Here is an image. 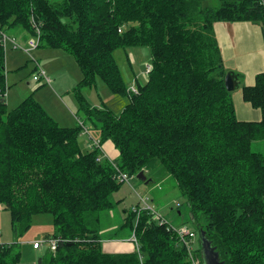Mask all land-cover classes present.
I'll return each mask as SVG.
<instances>
[{"label":"trees","instance_id":"1","mask_svg":"<svg viewBox=\"0 0 264 264\" xmlns=\"http://www.w3.org/2000/svg\"><path fill=\"white\" fill-rule=\"evenodd\" d=\"M207 1L0 0V28L34 36V18L40 47L67 52L81 68L75 90L82 106V89L97 81L130 96L120 116L87 106L102 124L100 142L119 152L114 165L135 178L161 167L187 197L193 221L204 220L199 228L225 264H264V155L252 150L264 140V73L242 88L262 119L240 121L215 33L216 24L237 22L259 24L264 33V0H219L218 8ZM131 47L152 55L135 95L115 59ZM4 51L0 42V206L9 211L15 241L0 244V264L21 263L20 239L42 216L59 239L45 264H188L174 227L147 212L129 217L135 252L103 251L101 218L122 185L115 168L97 161L99 149L82 146L80 125H59L34 93L8 109ZM196 256L205 264L202 249Z\"/></svg>","mask_w":264,"mask_h":264},{"label":"rangeland","instance_id":"2","mask_svg":"<svg viewBox=\"0 0 264 264\" xmlns=\"http://www.w3.org/2000/svg\"><path fill=\"white\" fill-rule=\"evenodd\" d=\"M206 4L212 8H218L221 5L219 0H208ZM7 33L8 35H11V37L15 36L20 45H24L25 37L28 39L33 38V36H31L22 28H13L8 30ZM8 47L11 46L9 45ZM17 52L21 57H23L24 65L22 66V71L20 73L16 70H9L7 66L8 76L10 75L9 78L13 76H22L13 82L9 80V83L12 85L10 91L6 84V89L8 88L7 90L5 89L6 100L9 110L14 109L17 106L16 104L20 101L11 100L9 93L12 95L15 93L19 97H26L28 94L30 95L29 92H33L38 86L45 84L44 82H34L32 79L33 76L37 75V72L39 71L36 68L35 70H32L34 65L36 66L37 64L40 66L41 70L46 71L47 76L51 80L50 85L54 88L58 95L56 94L57 99L55 97V99H51L48 95H46L47 91L44 90L46 88H50V86L48 87V84H45L44 87L35 92L36 94L34 99L38 101V103L41 102L42 106L45 107L44 110L46 113L63 127H72L70 126L72 121L76 124V127H79V124L76 121L77 119H75L79 118L82 123L85 122L84 127L89 130V133L93 136V138L100 140V130L102 124L95 117L88 114L87 106L89 109L92 108L101 111L109 109L113 112V114H116V116H120L127 103L129 104L130 102V96L115 95L109 91L103 82L97 81L94 86H88L82 89V95L87 102V106H82L79 102L77 96L78 93H76L75 89H77L78 84L83 79V72L72 55L61 49L54 50L45 47H40L34 50L32 52L33 59L21 51ZM115 59L121 68L123 78L127 85H129V88H131L132 84H135L134 87H136L135 89H137V92L133 93L131 91L132 94H137L139 92V84H145L148 79V66H151L152 64V55L150 49L147 47H131L121 49L115 53ZM127 60L131 61V66L128 64ZM224 67H226V70L228 71L227 66ZM50 71L55 72V75H51ZM20 79H22V83L19 82ZM24 83H29L27 90L24 88ZM57 84H59L58 87ZM241 85H243V82H240L239 87L231 92L232 96H236L237 92H240ZM59 87L65 90L62 91ZM129 88L128 91L130 92ZM88 138L89 137L84 134L82 129L79 139L82 143V146H84L86 150L91 151L88 147L91 141ZM87 143L88 146L86 148ZM104 144H102L103 149ZM252 150L264 155V140L253 142ZM107 155L109 156L110 160L107 158L104 159L109 160L115 168V159H112L109 154ZM115 172L117 176V169H115ZM145 174L146 177H151V179H153L148 185L139 180L137 177L135 178L128 175L130 178V184L122 183L121 187H119V191L112 197V200L115 203L113 208L110 211L104 212L102 215V230L108 224L106 221L107 219L105 218L106 216H109V220L111 219L109 224L112 222L113 224H116L115 226L118 227V229L120 228V230H117L116 228L115 233H113L117 235L118 231H120V235L117 236L116 239H126L131 241L132 236H134V234L136 235V229L132 230L131 226H128L130 215L133 213L137 216L136 218L139 219L142 213L147 212L153 217L152 213L141 210L143 207L141 199H144L147 204L151 207H154L155 211L157 212V214L154 215V218L157 221L158 216L160 215L163 218L170 220L174 227L188 226L193 229L198 234L195 246H197L200 251L202 249V244L200 242L201 229L199 227L201 226V223H204V220L200 219L198 222L193 221L192 214L189 210L188 199L181 192L179 187L176 186V180L161 167H159L158 170L155 169L154 172L147 170ZM137 208L140 210L135 212ZM0 210L5 212L0 214V216L4 215L6 218V222L3 224V227L6 231L3 230L4 233L2 232V238L4 240V237L6 238V236L9 234L12 236L14 235L11 230L9 211H7L3 206H0ZM126 211L127 214L124 215L125 217L121 221L119 215L124 214ZM33 220L34 222L31 229L20 239V248L23 253L20 264H39L38 261L40 256H38L37 252L32 250V246H29L25 240L39 239V241H41L43 239L42 237H44L46 234H51L55 231V227L52 223H50L51 219H49V217H36ZM11 238L12 237L10 236V239ZM13 238L15 241V237ZM132 244H134L136 250L137 244L134 242ZM42 248L43 254H41V258L46 259L50 255L51 251L49 250L47 243H45ZM197 258L202 264L201 257ZM186 260L188 264H191L188 261V255ZM141 262L143 263V257H141Z\"/></svg>","mask_w":264,"mask_h":264},{"label":"crops","instance_id":"3","mask_svg":"<svg viewBox=\"0 0 264 264\" xmlns=\"http://www.w3.org/2000/svg\"><path fill=\"white\" fill-rule=\"evenodd\" d=\"M215 33H216V37H217V40H218V43L221 49V53L224 59V66H227L229 72H232L233 74H237L236 80L239 85H240V82H243V85H241L240 87L241 88L240 92H237L236 96H232L237 118L240 121H246V122L260 121L262 119L261 112H259V110L252 108L249 104H247L244 101L243 95H242V88L244 86H252L255 83L256 76L260 73H264V33H263L261 26L259 24L246 23V22L245 23H238V22L237 23H218L215 25ZM27 39L28 38L25 37L24 42H26ZM17 51L19 50H14L12 46L6 48V51H5L6 52V65L5 66H6V70L8 66L9 70L10 69L16 70L20 73L22 71L21 69L24 64H23V57H21ZM127 61H128V64L131 66L132 64L131 61L129 60ZM35 68L36 66L34 65L32 70H35ZM50 73L53 76L55 75V72L50 71ZM9 76H8V71H7L6 80H7V86L9 87V91H10L12 85L9 83V80L13 82L16 79L21 78L22 76H19V77L13 76L10 78ZM19 82L22 83V79H20ZM40 83H43V82H40ZM50 84H48V87L50 86L51 89L46 88L44 91H47L46 95H48L51 99H55V98L57 99L56 97L57 92L54 90V88ZM23 85H24V88L27 90L29 83H24ZM44 85L45 84L40 85L33 92L32 91L29 92L30 95L33 93L35 95L36 94L35 92H37L42 87H44ZM239 85L237 86V88L239 87ZM58 86L59 84H57V87ZM60 89L62 91L65 90L62 88ZM9 97L11 100H16V101L20 100L19 103L16 104L18 106L28 96L19 97L15 93L13 95L9 93ZM43 108L45 109L44 106ZM75 119H77L76 121L78 123L79 118H75ZM70 126L76 127V124L72 121L70 123ZM72 127H69V128H72ZM87 146H88V143L86 145V148ZM103 147L105 151L107 152V154H109L112 159H116L119 156L118 150L115 148L114 144L111 141L105 143ZM2 213H5V212L0 210V214ZM125 214H127V211L124 212V214L119 215L121 221L124 219ZM105 219H107L106 221L108 222V224L102 230V234H101V238H102L101 243H102L103 251L108 254H123V253L135 252V246L134 244H132L131 241L126 240V239H119V240L116 239L117 236L120 235V231H118L117 235L113 233H115L116 228L117 230H120V228L118 229V227L115 226L116 224H113L112 222L109 224L111 220V219L109 220V216H106ZM168 221L170 222V220ZM5 222H6V218L4 217V215H1L0 216V228H1L0 229L1 230L0 231V244H8V243L14 242V238H13L14 236L10 234L6 236V238L4 237V240L2 238V235L4 233L3 230L6 231L5 228L3 227V224ZM10 236L12 237L11 239H10ZM48 236H52V233L46 234L42 238L45 239ZM25 241H27V244L29 246H32V250L34 252H37L38 256H40V259L38 261L39 264H45V262H40L41 259L45 260V258H41V254H43V251H42L43 248L41 247L38 250H35V248H33L34 241L37 242L39 241V239H27Z\"/></svg>","mask_w":264,"mask_h":264},{"label":"built area","instance_id":"4","mask_svg":"<svg viewBox=\"0 0 264 264\" xmlns=\"http://www.w3.org/2000/svg\"><path fill=\"white\" fill-rule=\"evenodd\" d=\"M32 24H33V26L36 29V34L33 36L32 39H27V41L24 43V45H20L18 43L16 37H14V36L11 37V35H8V33L6 31H4L3 29L0 28V42H1L2 46H3V48L5 49V51H6V48H8V46L10 45V46H12V48L14 50L22 51L24 54H26L27 56H29L30 58L33 59L32 52L34 50L40 48L41 37H42L41 35L42 34H41L40 28L36 25V23L34 21V18H32ZM36 69L39 70V71L37 72V75L33 76L32 79L35 82H44L45 84H50L51 83L50 78L47 76L45 71L40 69V66L38 64L36 65ZM151 70H152V67L149 65L148 66V71H147V77L149 76V73L151 72ZM134 85H132L131 88H129V89H130V92L132 91L133 93H136L137 89H135L136 87H134ZM78 123L82 127V129L84 131V134L87 135L89 137L88 139L91 141L89 143V146H88L89 149L90 150L99 149V151L101 152V155L97 158V161L101 162V160H103L104 158H107V159L110 160L109 156L106 154V152L102 148V143L100 142V140L93 138V136L89 133V130L84 127V122L82 123L80 119H78ZM115 169H117V172H118L117 173L118 175L116 176L118 181L121 182V183L130 184V178H129L128 174H125L124 172H122L117 167H115ZM141 202L143 203V207L141 208V210H145V212L148 211L149 213H152L153 218H154V215L157 214V212L155 211L154 207L149 206L144 199H141ZM139 210L140 209L137 208L135 210V212H138ZM158 221H159L158 222L159 225H165L167 227L174 226L167 219L163 218L160 215L158 216ZM174 228H176V230L172 231V232L175 233V235L179 239V242H181V244L186 249V253L188 255V261L191 264H201L199 262V259L195 255L196 251L198 249V247L195 246L196 238H198L197 237V233L193 229L188 227V226H181V227L175 226ZM58 242H59V239L55 238L52 235V236H49V237H47V238H45V239H43L41 241L34 242L33 243V248L38 250L45 243H47L48 247H49V250L52 253L55 254L56 250H57ZM131 242L132 243L134 242L135 244H137V249H138V240H137V237H136L135 234H134V236H132Z\"/></svg>","mask_w":264,"mask_h":264},{"label":"water","instance_id":"5","mask_svg":"<svg viewBox=\"0 0 264 264\" xmlns=\"http://www.w3.org/2000/svg\"><path fill=\"white\" fill-rule=\"evenodd\" d=\"M225 85L229 92H233L237 89L239 84L232 72H228L225 78ZM137 178L146 183V185L151 182V180H147L144 172H141ZM200 242L202 244V254L205 264H224V262L221 261L220 254L216 247H213L212 243L206 238V232L203 229L200 231Z\"/></svg>","mask_w":264,"mask_h":264},{"label":"bare ground","instance_id":"6","mask_svg":"<svg viewBox=\"0 0 264 264\" xmlns=\"http://www.w3.org/2000/svg\"><path fill=\"white\" fill-rule=\"evenodd\" d=\"M174 227V226H173ZM173 230L175 231L176 230V228H173Z\"/></svg>","mask_w":264,"mask_h":264},{"label":"flooded vegetation","instance_id":"7","mask_svg":"<svg viewBox=\"0 0 264 264\" xmlns=\"http://www.w3.org/2000/svg\"><path fill=\"white\" fill-rule=\"evenodd\" d=\"M222 261V260H221ZM222 262H224V264H225V261H222Z\"/></svg>","mask_w":264,"mask_h":264},{"label":"clouds","instance_id":"8","mask_svg":"<svg viewBox=\"0 0 264 264\" xmlns=\"http://www.w3.org/2000/svg\"><path fill=\"white\" fill-rule=\"evenodd\" d=\"M197 236H198V234H197Z\"/></svg>","mask_w":264,"mask_h":264}]
</instances>
